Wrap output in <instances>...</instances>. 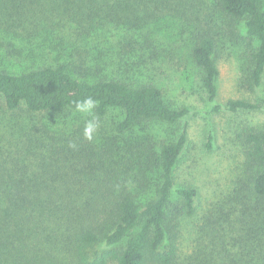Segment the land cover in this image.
Segmentation results:
<instances>
[{"label":"trees","instance_id":"1","mask_svg":"<svg viewBox=\"0 0 264 264\" xmlns=\"http://www.w3.org/2000/svg\"><path fill=\"white\" fill-rule=\"evenodd\" d=\"M226 33L244 48L241 84L254 93L264 0H0V52L28 67L0 68V264H264V128L239 134L227 192L201 209L197 187L177 184L190 110L158 80L182 44L214 104ZM88 97L96 117L114 118L110 136L85 140L69 117ZM21 108L63 117L7 115Z\"/></svg>","mask_w":264,"mask_h":264},{"label":"rangeland","instance_id":"2","mask_svg":"<svg viewBox=\"0 0 264 264\" xmlns=\"http://www.w3.org/2000/svg\"><path fill=\"white\" fill-rule=\"evenodd\" d=\"M223 41L224 45L220 48L217 61L220 71L219 92L214 104L208 102L206 93L199 86L187 47L182 44L181 48L178 45L172 50L161 71L162 75L158 78L166 99L176 107L184 106L190 110L182 122V126H186L188 130L189 144L177 171V184L190 183L197 187L201 209L208 207L211 202L217 201L227 192L230 181L229 168L241 162L243 158V143L238 137L239 134L249 127L264 128V79L263 87L256 89L254 93L242 87L240 67L244 59V48L230 33L223 36ZM21 64L20 60L6 57L3 51L0 52L1 69L24 71L28 68ZM238 99L258 101L262 108L251 112H230L227 103ZM214 105H219L221 110L214 111ZM7 115L13 120H36L48 125H58L57 120L63 117L57 114H30L22 108L13 113L8 112ZM69 117L81 119L78 120V125L81 127L82 136L85 121L90 117L79 112H73ZM98 119V134L105 132L110 136L114 118L109 115L107 118Z\"/></svg>","mask_w":264,"mask_h":264},{"label":"clouds","instance_id":"3","mask_svg":"<svg viewBox=\"0 0 264 264\" xmlns=\"http://www.w3.org/2000/svg\"><path fill=\"white\" fill-rule=\"evenodd\" d=\"M75 103V110L81 114H84L86 117H90L86 119L84 128H83V138L88 141H92L95 138V134L100 127V121L95 116V108L97 107V101L92 98L88 97L86 99L76 101ZM70 148L76 149L77 145L75 142L70 141L69 145Z\"/></svg>","mask_w":264,"mask_h":264}]
</instances>
